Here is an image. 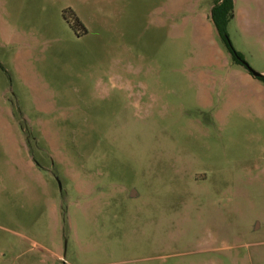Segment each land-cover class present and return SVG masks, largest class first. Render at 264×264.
<instances>
[{
    "label": "rangeland",
    "instance_id": "rangeland-1",
    "mask_svg": "<svg viewBox=\"0 0 264 264\" xmlns=\"http://www.w3.org/2000/svg\"><path fill=\"white\" fill-rule=\"evenodd\" d=\"M247 66L264 0H0V264H264Z\"/></svg>",
    "mask_w": 264,
    "mask_h": 264
},
{
    "label": "trees",
    "instance_id": "trees-1",
    "mask_svg": "<svg viewBox=\"0 0 264 264\" xmlns=\"http://www.w3.org/2000/svg\"><path fill=\"white\" fill-rule=\"evenodd\" d=\"M222 1V3L225 5V6H228V8H233L234 7V0H218V2ZM214 12H215V8L213 10V16H214ZM72 14V13H71ZM77 24H80V22L77 20ZM217 30L219 32V35H221L224 40L226 41V44H227V48H228V51L229 53L231 54L232 58L237 61L238 63H243V57L241 56L240 53H238L231 45V43L229 42V40L227 39L226 35L224 34V29L220 26H217ZM261 81L264 82V76L263 77H260V78H257Z\"/></svg>",
    "mask_w": 264,
    "mask_h": 264
},
{
    "label": "water",
    "instance_id": "water-1",
    "mask_svg": "<svg viewBox=\"0 0 264 264\" xmlns=\"http://www.w3.org/2000/svg\"><path fill=\"white\" fill-rule=\"evenodd\" d=\"M246 65V64H245ZM248 67V66H247ZM249 72L255 77V78H260L263 77L264 75H262L261 73H258L254 70H252L251 68L248 67ZM60 190H61V185L59 184Z\"/></svg>",
    "mask_w": 264,
    "mask_h": 264
}]
</instances>
